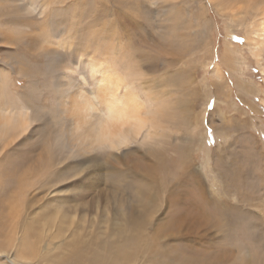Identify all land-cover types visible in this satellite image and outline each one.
Wrapping results in <instances>:
<instances>
[{"label":"rangeland","instance_id":"rangeland-1","mask_svg":"<svg viewBox=\"0 0 264 264\" xmlns=\"http://www.w3.org/2000/svg\"><path fill=\"white\" fill-rule=\"evenodd\" d=\"M221 1L235 7L0 0V107L15 116L0 142V240L12 209L33 218L25 247L53 245L39 264H264V46L249 40L259 12L256 0ZM112 70L155 111L157 134L79 155L67 144L74 110L110 98ZM114 198L138 230L125 243Z\"/></svg>","mask_w":264,"mask_h":264},{"label":"bare ground","instance_id":"bare-ground-1","mask_svg":"<svg viewBox=\"0 0 264 264\" xmlns=\"http://www.w3.org/2000/svg\"><path fill=\"white\" fill-rule=\"evenodd\" d=\"M212 1L221 10L224 8L226 9V7L228 6V3L221 0H212ZM254 2H256V4H254L256 6L253 7L252 10L256 9L259 12L258 13L259 18L257 20L255 29L252 31L253 33L252 35L254 37L253 36H252L253 38L249 37V40L251 41L253 39L252 41H254V38L256 37L255 40L257 39V42L256 41L255 42L259 47L258 49H260L262 46H264V2L262 3V1H257V0ZM238 3L240 2H237V4ZM234 7L235 5H231L228 6L227 9L229 8L232 9ZM103 81H104V90L108 92V96L110 98L101 97L102 99L100 98L95 103L94 105L95 107L88 100L87 102H85L82 109L76 108L78 110L76 109L74 110L75 112L74 114H76L77 127L76 129L73 128V135L70 132L71 136L67 138V144L69 145V147L71 146V148H73L76 153L82 156L86 155L85 153L96 151L97 149L101 148L102 145L103 146L107 145L111 149H119L123 146H129L137 141L138 136L141 134L143 129L147 127L148 129L147 134L148 136H150L153 134H157V128H158L157 126L160 125L158 118L155 116L154 113L155 111L147 107V105H145L144 102L139 99L136 93L132 92L126 86L127 83L125 82V78L121 74H118L116 71L112 70L111 75L107 78V80H103ZM121 86H126V92L122 96H119L118 91ZM83 97L84 96L82 94H80L79 97L75 95V99L76 98L81 99ZM92 110L97 111V115H94ZM157 110L158 113L160 111V108L158 107ZM197 120L198 117H195L193 121L194 125L195 124L197 125ZM26 121L27 119L23 120V122ZM14 122H15V116L13 114H10L9 109L5 107H0V142H3V144H4V137L6 136L5 129L7 127L13 126ZM4 127L6 128L4 129ZM2 147L3 146L1 144L0 150H2ZM3 156L4 155H2V157ZM113 156L117 157L115 153L113 154ZM95 158L97 157L95 156L92 157L94 161H96ZM15 176L18 178V180L21 177L17 175ZM139 176L141 178L145 177L147 179V185L151 187L152 194L150 193L149 197H147L148 203H153L154 205L155 204L158 205L159 204L158 199L162 189H160L159 187L160 185L158 184L157 175L153 172H147V173H141ZM22 179L23 177L20 178L21 182L24 181ZM24 183L26 182H23V184ZM23 184L21 185L23 186ZM19 186H12V188L10 189L8 185L7 191L10 194H8V192L5 194L9 195V197H11L12 199L18 198L20 195H17V193L19 192L17 191V188L18 190L19 188L20 190L22 189ZM14 190H16L17 193ZM134 193H135L134 197L138 195L140 199H142L138 201L139 202L142 201L143 204L144 203L143 202L144 195H142L143 193H141L140 190L135 191ZM114 200L115 202H117L118 208H120V220L118 221V227H119L118 232L119 234L126 233V235H123L122 237L123 238L122 243H125L128 240L127 239L128 236L134 237L138 235L137 232L138 230L132 231L130 229L128 230L127 228L128 216L126 217L125 215L126 213H124L123 211L126 202L122 204L123 199L121 200L114 198ZM17 203L18 200L15 204L17 205L15 206L16 208L18 207ZM13 212L15 211L12 209L9 210L8 212V218L10 217V219H12L11 222L13 223L12 224L10 223L9 230L5 233L7 235V239L0 240V264H39L41 258L46 256V254L52 250L51 248L53 245L48 244L50 242L43 241L40 248L41 252H39L41 256H39L37 252V248L35 246L31 245V248L25 247L23 242L26 241L25 243H27L30 240L32 242L34 238L33 235L35 233L31 229L29 230L28 226H27V232H30V234H25L26 233L25 224L28 223L30 224V220H32L33 218L31 219V217L26 212H17V213L15 212L16 214H14ZM19 217H21L20 219L22 220V223L20 222L21 226L19 224L20 219L18 220ZM185 219L186 218H184V220L182 221L186 223ZM137 229H139V231L141 232V228H137ZM42 230L43 232L45 231L46 233H48L50 229L47 230L46 228H43ZM51 231L52 230H50L49 233H51ZM148 238H149L148 240L144 238L143 247L145 248L148 247L147 249L152 250L153 241L157 238L156 233L152 234ZM26 249L28 250L26 251Z\"/></svg>","mask_w":264,"mask_h":264},{"label":"snow or ice","instance_id":"snow-or-ice-1","mask_svg":"<svg viewBox=\"0 0 264 264\" xmlns=\"http://www.w3.org/2000/svg\"><path fill=\"white\" fill-rule=\"evenodd\" d=\"M83 174H85V173H80V175H83ZM70 178H72L71 175H70Z\"/></svg>","mask_w":264,"mask_h":264}]
</instances>
